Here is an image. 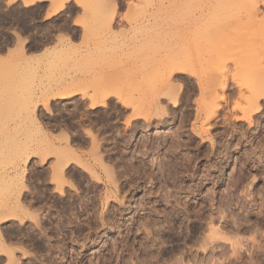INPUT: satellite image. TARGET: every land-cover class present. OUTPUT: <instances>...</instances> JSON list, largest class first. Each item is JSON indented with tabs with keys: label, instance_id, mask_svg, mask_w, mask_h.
I'll return each mask as SVG.
<instances>
[{
	"label": "rangeland",
	"instance_id": "rangeland-1",
	"mask_svg": "<svg viewBox=\"0 0 264 264\" xmlns=\"http://www.w3.org/2000/svg\"><path fill=\"white\" fill-rule=\"evenodd\" d=\"M21 1L0 264H264V0Z\"/></svg>",
	"mask_w": 264,
	"mask_h": 264
},
{
	"label": "crops",
	"instance_id": "crops-1",
	"mask_svg": "<svg viewBox=\"0 0 264 264\" xmlns=\"http://www.w3.org/2000/svg\"><path fill=\"white\" fill-rule=\"evenodd\" d=\"M39 2V0H34L30 4L35 2ZM7 0H0V30L2 29L3 24H11L13 21L16 24L19 20L21 26L23 25V15H24V6L21 0H17L13 2L10 6H6L5 3ZM19 14V19H18ZM12 19V20H11Z\"/></svg>",
	"mask_w": 264,
	"mask_h": 264
},
{
	"label": "bare ground",
	"instance_id": "bare-ground-1",
	"mask_svg": "<svg viewBox=\"0 0 264 264\" xmlns=\"http://www.w3.org/2000/svg\"><path fill=\"white\" fill-rule=\"evenodd\" d=\"M26 1V0H25ZM34 1V0H33ZM38 2V1H37ZM30 3V2H29ZM27 5V4H26ZM39 42V41H38ZM41 42V41H40ZM184 71V70H183ZM183 71H181V72H183ZM174 72V71H173ZM224 78V77H223ZM227 86H228V82H227V80L226 79H224V81L222 82V84L220 85V90L221 91H225L226 90V88H227ZM76 94H78V92H77V90L76 89H74V88H71L69 91H67L66 93H64V94H62L61 96H59L60 98H67V97H71V96H73V95H76ZM86 96V94H84L83 95V97H85ZM58 97V96H57ZM107 97H108V95L107 94H103L102 95V97L98 100V102H92V104H91V106L90 107H94V106H104V105H106V100H107ZM90 98V97H89ZM90 99H92V98H90ZM93 101V100H92ZM172 102H174V101H172ZM44 104H47V101L44 103ZM256 110L258 111L259 109H258V107L256 108ZM208 113L206 114V118H205V116H204V118L205 119H207V120H209L210 119V117H211V115L212 114H210L211 113V111H210V113H209V111H207ZM206 122V121H205ZM205 245V244H204ZM12 258V257H11ZM13 259V258H12Z\"/></svg>",
	"mask_w": 264,
	"mask_h": 264
}]
</instances>
